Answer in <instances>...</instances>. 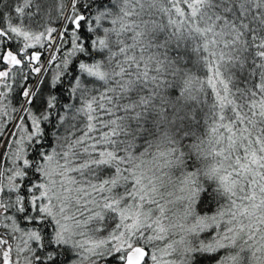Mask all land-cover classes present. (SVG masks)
<instances>
[{"label": "snow or ice", "instance_id": "6c2138e0", "mask_svg": "<svg viewBox=\"0 0 264 264\" xmlns=\"http://www.w3.org/2000/svg\"><path fill=\"white\" fill-rule=\"evenodd\" d=\"M32 4L0 86L54 32L70 59L0 125V264H264V0H71L39 32Z\"/></svg>", "mask_w": 264, "mask_h": 264}, {"label": "rangeland", "instance_id": "374dc122", "mask_svg": "<svg viewBox=\"0 0 264 264\" xmlns=\"http://www.w3.org/2000/svg\"><path fill=\"white\" fill-rule=\"evenodd\" d=\"M70 3H71V0H69L67 7H65L64 11L61 13V10L63 9L62 8L63 4L61 3V0H54V2L53 0H51L49 3L41 2V5L38 7L39 9L32 10L30 8V9L25 10L26 13H35V15H32L31 17L26 15L25 22L28 24L29 27H31L33 30L37 32L43 31L45 27L55 28L59 31L64 26L62 15L66 14L67 11H69ZM17 5L18 4L16 3L15 6ZM15 6L11 7L10 9L3 10L4 14H11V16L13 17V22H15V16H16L15 12L13 11ZM61 43L62 41L59 40L57 32H54L52 34L51 40L47 38L42 40L43 47H40V45H37L35 49L29 50L30 52L38 51L42 53L40 61L38 63H33L32 65H30L31 67H34V66L40 67L41 69L40 73H36L37 79H36L35 84L32 87H36L38 85V82L42 81L44 77L49 73V70H51L50 68L57 65L58 54H57V51H55V49L60 48L62 45ZM53 55L55 56V60L50 63L49 62L50 58ZM26 64L28 63L26 62L25 65ZM57 74L58 73H55L54 75H52V78ZM9 84L11 85V90H12L13 83L11 82V79L9 80ZM0 92L6 93V96H7V94H10L11 91L0 86ZM11 102L12 101L9 100L8 98V99H4L3 102L0 103V125L4 126V124L6 125V123H8L9 129L16 122L15 117L17 115L16 113V115L12 119L11 113L13 112V108H12ZM5 105H7V107H5ZM10 121L12 122L9 123ZM178 196H180V194L175 193L174 197H178ZM174 197L173 199H175ZM178 207H179V202L177 201L175 205L176 212L180 211L177 209Z\"/></svg>", "mask_w": 264, "mask_h": 264}, {"label": "trees", "instance_id": "16d2710c", "mask_svg": "<svg viewBox=\"0 0 264 264\" xmlns=\"http://www.w3.org/2000/svg\"><path fill=\"white\" fill-rule=\"evenodd\" d=\"M51 0H33V4L32 7H30L32 10H36L39 9L38 7L41 5L42 3H49ZM54 2V0H53ZM69 0H61V3L63 4L62 6V10L61 13L64 11L65 7H67ZM17 4H22V0H0V13L4 14V9H10L11 7L15 6ZM28 8V9H30ZM11 15V14H10ZM61 47L59 48L60 51L57 52L58 54V63L57 65H55L54 67H51L49 70V73L44 77L43 81V85L41 86V91L43 92H47L48 91V83L49 81L52 79V75H54L55 73H59L60 72V65L62 63V61L64 59H70L68 57V52L70 51V38L69 36H65V42L61 43ZM9 47H15V45H9ZM74 65H69V67H73ZM31 66L26 64L23 69L21 71H17L14 69V71L16 72V76L14 79H11V82L13 83V87L12 90L10 92V94H7V99L9 98V100H11L12 102V108H13V112L11 113L12 119L13 117L16 115V111H14V109H18L19 108V104L17 103V101L21 100V97L19 95L20 93V85L22 84H27L29 87H32L37 79V75L36 73L32 72L31 70ZM205 74V72L202 70L201 72L198 73V75H200L201 77H203ZM26 75L28 77V79L26 81H23L21 78L22 76ZM62 91V90H61ZM7 101V100H6ZM12 121H10L9 123H11ZM5 128V134L7 133V130L9 129V124L6 123V125L4 124L3 126ZM175 193L176 194H180L179 189H175ZM175 198V197H174ZM179 202V201H178ZM178 210H180V204L179 207L177 208ZM212 209L214 210V206L212 205H206L205 206V210H209ZM180 211L177 212V214H179ZM109 264H115L114 261H110Z\"/></svg>", "mask_w": 264, "mask_h": 264}]
</instances>
